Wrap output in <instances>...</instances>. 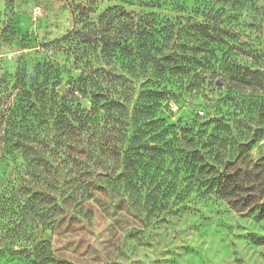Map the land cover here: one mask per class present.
<instances>
[{"label": "trees", "instance_id": "obj_1", "mask_svg": "<svg viewBox=\"0 0 264 264\" xmlns=\"http://www.w3.org/2000/svg\"><path fill=\"white\" fill-rule=\"evenodd\" d=\"M131 1L152 9L170 4ZM212 19L114 5L59 38L70 43L80 73L65 93L42 91L35 121L22 132L6 123L0 162L15 165L18 152L22 159L8 189L15 199L11 204L23 205V215L43 228L67 213L89 218L86 203L101 193L125 198L138 215L149 218L161 207L159 193L174 190L182 178L185 196L194 192L201 200L222 201L231 210L264 218V165L246 162L262 137L259 123L251 128L245 116L216 117L218 112L183 124L162 116L172 88L186 85L201 92L212 84L213 74L236 87L264 89L255 52L215 55L220 44L233 39ZM203 50L213 52L196 55ZM83 97L90 100L88 108L79 103ZM259 106L247 119H264V101ZM5 195L0 193V199Z\"/></svg>", "mask_w": 264, "mask_h": 264}, {"label": "rangeland", "instance_id": "obj_2", "mask_svg": "<svg viewBox=\"0 0 264 264\" xmlns=\"http://www.w3.org/2000/svg\"><path fill=\"white\" fill-rule=\"evenodd\" d=\"M127 1L0 0V154L5 151L6 123L15 124L16 133L22 132L35 121V108L45 88L65 93L72 78L79 76L70 43L58 39L84 28L114 5L135 12L212 17L233 39L220 44L215 55L235 58L255 52L264 81L263 0H248L242 6L230 3L233 0H166L170 3L166 9ZM36 6L41 13L34 17ZM203 51L196 55L210 57L213 52ZM262 101L264 89L236 87L213 74L212 84L201 92L186 85L172 88L161 111L174 124L204 121L217 112L216 117L245 116L251 128L259 123L262 137L248 151L246 162L264 165V119H247L253 108L255 116ZM79 103L83 108L90 106L87 97ZM21 161L18 152L15 165L0 162V193L6 192L0 199V264H264V218L247 210H231L222 201L201 200L194 192L185 196L186 179L182 178L174 190L159 193L161 207L152 209L149 218L138 215L125 198L101 193L86 203L89 218L67 213L43 228L23 215V205L11 204L15 199L8 189Z\"/></svg>", "mask_w": 264, "mask_h": 264}, {"label": "built area", "instance_id": "obj_3", "mask_svg": "<svg viewBox=\"0 0 264 264\" xmlns=\"http://www.w3.org/2000/svg\"><path fill=\"white\" fill-rule=\"evenodd\" d=\"M40 13H41V8H40V6H36V7L33 8V16H34V17L39 16Z\"/></svg>", "mask_w": 264, "mask_h": 264}]
</instances>
